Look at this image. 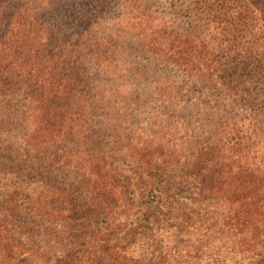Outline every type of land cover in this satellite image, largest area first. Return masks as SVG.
<instances>
[{
  "label": "trees",
  "instance_id": "obj_1",
  "mask_svg": "<svg viewBox=\"0 0 264 264\" xmlns=\"http://www.w3.org/2000/svg\"><path fill=\"white\" fill-rule=\"evenodd\" d=\"M104 233L109 264H264V0H0V259Z\"/></svg>",
  "mask_w": 264,
  "mask_h": 264
},
{
  "label": "rangeland",
  "instance_id": "obj_2",
  "mask_svg": "<svg viewBox=\"0 0 264 264\" xmlns=\"http://www.w3.org/2000/svg\"><path fill=\"white\" fill-rule=\"evenodd\" d=\"M24 210L29 211L30 206H25ZM129 212L131 213V215L134 214L138 220L129 225H125L124 223L120 225V228L117 232L119 235L117 245H121L122 247L124 245H128L130 241L139 238V236L142 237L146 235L150 230L151 221H156L161 213H166L167 208L164 207L160 202H152L146 205L134 204L132 205ZM130 221H132V218ZM179 225L183 226L182 224ZM109 244V236H107L105 233L103 235H99L98 244L95 247L87 250L82 258V264H109L108 256H111ZM29 260V252H23L16 257V262H18L19 264H27ZM253 261L255 263L264 261V246L259 249V255L254 258ZM0 264L11 263L9 261L0 259ZM163 264L168 263L164 262Z\"/></svg>",
  "mask_w": 264,
  "mask_h": 264
}]
</instances>
